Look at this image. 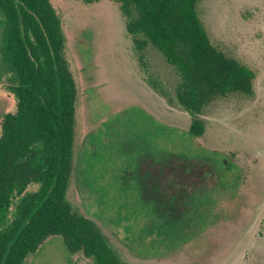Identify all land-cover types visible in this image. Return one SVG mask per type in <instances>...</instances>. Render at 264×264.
<instances>
[{
	"label": "rangeland",
	"instance_id": "374dc122",
	"mask_svg": "<svg viewBox=\"0 0 264 264\" xmlns=\"http://www.w3.org/2000/svg\"><path fill=\"white\" fill-rule=\"evenodd\" d=\"M50 1L77 90L72 213L93 220L125 264H264V0L199 4L211 43L256 74L254 96L205 108L202 137L175 100L178 73L152 46L140 57L119 4ZM3 26L0 13V39ZM10 79L0 72V136L17 109ZM24 264L93 261L53 236Z\"/></svg>",
	"mask_w": 264,
	"mask_h": 264
},
{
	"label": "trees",
	"instance_id": "16d2710c",
	"mask_svg": "<svg viewBox=\"0 0 264 264\" xmlns=\"http://www.w3.org/2000/svg\"><path fill=\"white\" fill-rule=\"evenodd\" d=\"M113 1L140 57L152 46L178 73L175 100L191 116L192 135L204 136L202 115L216 98L254 96L255 72L211 43L198 12L203 0ZM0 13V72L11 74L8 89L17 99L16 111L1 123L0 264H24L53 236L93 264H125L100 227L74 215L66 200L77 90L63 55L61 19L50 0H0ZM31 185L38 190L22 196ZM16 195V220L4 223Z\"/></svg>",
	"mask_w": 264,
	"mask_h": 264
}]
</instances>
